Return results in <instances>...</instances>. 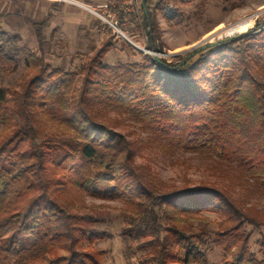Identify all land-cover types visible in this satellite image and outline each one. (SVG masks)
Returning <instances> with one entry per match:
<instances>
[{
    "label": "trees",
    "instance_id": "1",
    "mask_svg": "<svg viewBox=\"0 0 264 264\" xmlns=\"http://www.w3.org/2000/svg\"><path fill=\"white\" fill-rule=\"evenodd\" d=\"M194 1L145 0L150 50H160L158 18L174 29ZM15 42L0 31L2 71L21 62ZM111 49L76 71L50 70L42 53L24 51L18 85L0 86V264H108L95 247L107 237L104 218L87 199L121 205L120 237L139 254L135 264H264V237L255 252L247 230L264 226V208L209 184L167 185L137 164L109 117L139 125L168 154L238 172L264 196V25L177 62L138 52L141 62L109 65ZM206 213L218 219L213 230Z\"/></svg>",
    "mask_w": 264,
    "mask_h": 264
},
{
    "label": "rangeland",
    "instance_id": "2",
    "mask_svg": "<svg viewBox=\"0 0 264 264\" xmlns=\"http://www.w3.org/2000/svg\"><path fill=\"white\" fill-rule=\"evenodd\" d=\"M59 4L71 3H55L50 0H0V31L17 37L14 45L21 60L13 73L0 70V86L10 88L18 85L19 77L25 71L22 64L24 51L42 53L50 70L76 71L105 43L112 46L104 58L109 65L141 62L142 57L138 52L151 58L155 55L158 60L177 62L188 53L191 55L199 46L243 34L253 30L256 24L264 25V0H195L181 7L182 23L174 29L168 28L163 20L158 18L160 50L155 53L147 47L145 32L140 28L141 0H135L131 10L127 12L109 7L110 13L115 14L117 28L122 35L115 32L102 18L81 6L66 5L69 12L71 11L68 15L64 14L63 8L59 9ZM52 12L57 13L59 18H51ZM101 14L105 18L107 12ZM106 19L110 20L107 17ZM246 19H254L255 22L245 32L222 36L220 39L207 38L208 33L219 25L223 28L232 27ZM136 27L139 29L134 30ZM148 31L150 32V28ZM126 39L142 51L131 46ZM109 117L116 129L127 135L135 146L137 164L149 167L157 178L167 185L193 189L202 184H209L230 193L246 209L264 208V196L255 193L238 172L223 166L218 167L211 160L194 154H168L159 146V142L148 139L139 125L123 119L116 113H109ZM87 204L104 218L99 229L104 231L107 237L98 241L95 247L105 252L107 263L135 264V258L139 254H127V244L120 237L121 205L89 199ZM204 217L208 222L203 224L213 230L218 220L216 215L206 213ZM247 230L250 232L251 248L256 252V241L264 237V226L258 229L247 227ZM208 259L211 263H217L221 259V253L211 250L208 252Z\"/></svg>",
    "mask_w": 264,
    "mask_h": 264
},
{
    "label": "built area",
    "instance_id": "3",
    "mask_svg": "<svg viewBox=\"0 0 264 264\" xmlns=\"http://www.w3.org/2000/svg\"><path fill=\"white\" fill-rule=\"evenodd\" d=\"M50 2L71 3L74 5H79V6L83 7L85 10H87L88 12H90L91 14L97 15L98 17L102 18L105 22L108 23V25L115 32H117L121 35H122V33L117 28V22L115 20V14L113 12L110 13L109 7L119 8L123 12H127V11L131 10L132 6L135 4V0H108L105 4H102L100 6L90 7V6H86V5L75 4L72 0H50ZM102 12H104V13L107 12L106 17L109 18L110 20H107L106 17L104 18L101 14Z\"/></svg>",
    "mask_w": 264,
    "mask_h": 264
},
{
    "label": "bare ground",
    "instance_id": "4",
    "mask_svg": "<svg viewBox=\"0 0 264 264\" xmlns=\"http://www.w3.org/2000/svg\"><path fill=\"white\" fill-rule=\"evenodd\" d=\"M254 22H255L254 19H246L237 23L236 25H233L232 27L223 28L221 27V25H219L213 31L208 33L207 38L210 39L216 37L220 39V37L222 36H229L231 34L245 32L246 30L251 28Z\"/></svg>",
    "mask_w": 264,
    "mask_h": 264
},
{
    "label": "crops",
    "instance_id": "5",
    "mask_svg": "<svg viewBox=\"0 0 264 264\" xmlns=\"http://www.w3.org/2000/svg\"><path fill=\"white\" fill-rule=\"evenodd\" d=\"M75 4H81V5H86V6H90V7H96V6H100L102 4H105L108 0H72ZM66 5H71V4H66ZM66 5H57L60 8H63V12L64 14H68L70 15L71 11L69 12V8ZM77 7H79V5H76ZM68 9V10H67ZM59 15L55 12L50 13V17L53 19H57ZM65 20H70L68 18H63Z\"/></svg>",
    "mask_w": 264,
    "mask_h": 264
},
{
    "label": "water",
    "instance_id": "6",
    "mask_svg": "<svg viewBox=\"0 0 264 264\" xmlns=\"http://www.w3.org/2000/svg\"><path fill=\"white\" fill-rule=\"evenodd\" d=\"M141 7H142V9H143L144 14L147 15V11H146V2H145V0H141ZM126 41H127L131 46H133V47H135L136 49L142 51L140 48H137V47H136L133 43H131L129 40L126 39ZM215 43H216V42H212V43H209V44H207V45L199 46V47L195 50V52H193L190 56H188V57L186 58V60L190 59L193 55H195V53H197V52H199V51H201V50H204V49H206V48H208V47L214 45ZM153 52L156 53L157 50L155 49ZM153 58H154L155 60H158V57L155 56V55L153 56ZM186 60H183L182 63H185Z\"/></svg>",
    "mask_w": 264,
    "mask_h": 264
}]
</instances>
